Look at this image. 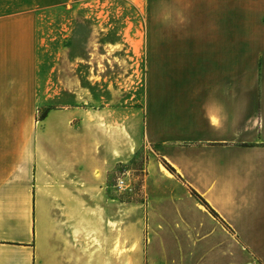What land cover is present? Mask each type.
Masks as SVG:
<instances>
[{"label":"crops","instance_id":"0c3cea01","mask_svg":"<svg viewBox=\"0 0 264 264\" xmlns=\"http://www.w3.org/2000/svg\"><path fill=\"white\" fill-rule=\"evenodd\" d=\"M184 16L146 42L135 138L156 165L136 226L115 187L133 118L85 108L36 12L0 17V264H264V0Z\"/></svg>","mask_w":264,"mask_h":264},{"label":"rangeland","instance_id":"374dc122","mask_svg":"<svg viewBox=\"0 0 264 264\" xmlns=\"http://www.w3.org/2000/svg\"><path fill=\"white\" fill-rule=\"evenodd\" d=\"M188 3L189 0H0V17L28 11L38 14V52L51 54L54 70H62L70 79L79 76V82L84 83L85 108L115 110L119 124L133 118L132 159L118 164L115 187L132 205L134 226L142 219L139 216H144V186L150 169L156 165L154 152L138 145L135 138L142 84L146 80V42L148 38L177 35L179 29L174 23L185 19ZM44 113L40 110L38 117ZM119 180L125 181L122 187L118 186ZM138 235L135 227L134 241ZM140 235L142 242L133 252L134 258L142 255L144 260V230Z\"/></svg>","mask_w":264,"mask_h":264},{"label":"built area","instance_id":"2783aa9c","mask_svg":"<svg viewBox=\"0 0 264 264\" xmlns=\"http://www.w3.org/2000/svg\"><path fill=\"white\" fill-rule=\"evenodd\" d=\"M119 185V187H122L124 184H125V181H123V180H119V183H118Z\"/></svg>","mask_w":264,"mask_h":264}]
</instances>
